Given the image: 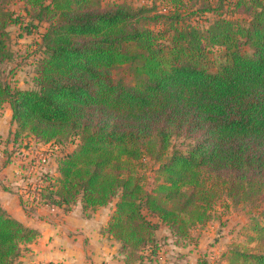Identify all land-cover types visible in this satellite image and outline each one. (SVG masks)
<instances>
[{
    "label": "trees",
    "instance_id": "trees-1",
    "mask_svg": "<svg viewBox=\"0 0 264 264\" xmlns=\"http://www.w3.org/2000/svg\"><path fill=\"white\" fill-rule=\"evenodd\" d=\"M46 1L27 0L52 21L41 37L36 87L23 90L1 79L6 30L20 20L0 0V109L10 103L16 126L9 141L15 148L26 133L36 143L75 146L59 160L58 177L44 178L42 205H113L103 233L120 243L124 264H154L160 226L186 239L212 219L221 195L235 204L264 195V0H228L233 10L247 9L244 17L220 14L224 0L191 15L185 0H166L175 10L168 14L102 0ZM207 12L218 17L208 27L191 21ZM216 47L227 62L213 72L208 54ZM176 137L193 143L165 161ZM144 157L161 163L151 190L134 173ZM251 229L264 246V217ZM38 236L0 205V264H24L22 251ZM227 259L264 264V249L236 247Z\"/></svg>",
    "mask_w": 264,
    "mask_h": 264
},
{
    "label": "rangeland",
    "instance_id": "rangeland-1",
    "mask_svg": "<svg viewBox=\"0 0 264 264\" xmlns=\"http://www.w3.org/2000/svg\"><path fill=\"white\" fill-rule=\"evenodd\" d=\"M185 1L186 6L183 10L186 15H191L193 11L198 9L207 7L215 9V7H218V0ZM249 1L251 0H247V3H250ZM113 2L125 3L133 8L150 9L153 10L152 14L157 12L168 14L170 11H175L166 0H102V5ZM227 2L228 0H224V7L219 10V13L223 16L232 17L236 14L235 17H244L245 12H248L244 8L233 10ZM45 3L48 4L49 0ZM5 9L10 14H15V17H19L20 22L9 25L6 30L8 32L7 44L10 58L1 67V79L13 88L34 89L36 87L35 79L38 65L42 58L41 37L51 24L52 19L43 14H40L42 17L40 18V8L30 6L27 0H8ZM196 17L198 16L192 15L191 21L204 24V27H208L218 18L217 14L213 12H207L206 15L204 14V18L199 17L201 20ZM244 51L249 52L247 48ZM208 60L211 71L217 72L221 65L227 62L225 49L214 48L208 54ZM4 110L12 111L10 103L4 105ZM12 126L15 131L16 126ZM3 141L0 140V145L3 149L1 152L7 154L4 157L6 163L9 165L16 161L21 165L19 171L21 182L16 194L22 202L25 212L30 214L42 207L30 197L27 192V185L24 184L25 179L31 177L32 166L38 165V155H48L49 164L44 168L46 171H51V174L56 175L59 160L70 153L75 146L71 145L69 141H64L54 143V147L45 145L38 150L34 138L23 133L15 148H13V141L11 140L12 152L11 147L6 148ZM192 143V141L185 138H174L164 160H168L174 151L185 152ZM26 144L28 148H24ZM14 155L15 157H13ZM160 164V162L150 157H144L136 162L134 166L135 175L140 178L148 190L153 189L156 185V171ZM40 166L43 165L40 164ZM35 174V177H37V173ZM255 198L251 201L235 204L225 195H221L220 200L213 208L212 219L204 226L192 227L190 235L186 239L175 238L167 226H160L156 232V239L161 251L158 260L154 264H228L227 255L233 248L240 247L250 253L263 251L264 246L257 234L252 231L251 225L256 220H262L264 217L262 216L264 213V195L256 200ZM27 252L28 248L25 247L20 258V261L24 264H30L22 260ZM120 256L123 257L124 262V256L121 254ZM121 261L120 258L119 262Z\"/></svg>",
    "mask_w": 264,
    "mask_h": 264
},
{
    "label": "crops",
    "instance_id": "crops-1",
    "mask_svg": "<svg viewBox=\"0 0 264 264\" xmlns=\"http://www.w3.org/2000/svg\"><path fill=\"white\" fill-rule=\"evenodd\" d=\"M11 119L12 111L0 109V140H4L6 148L12 146L9 140L15 132ZM37 145L41 146L42 143ZM2 150L0 145V205L12 218L39 233L36 241L26 246L28 252L23 262L124 264L119 252L120 243L103 233L113 212V205L95 210L84 209L81 203L63 209L42 206L27 214L16 194L21 182V165L16 161L8 165L4 158L7 154ZM55 174L58 177V168Z\"/></svg>",
    "mask_w": 264,
    "mask_h": 264
},
{
    "label": "built area",
    "instance_id": "built-area-1",
    "mask_svg": "<svg viewBox=\"0 0 264 264\" xmlns=\"http://www.w3.org/2000/svg\"><path fill=\"white\" fill-rule=\"evenodd\" d=\"M43 145L45 146V144H42L41 146L36 145L37 149L40 150L41 148H43ZM51 147H54V144H47ZM38 165L36 166H32V171H31V177L28 179H25L24 184L27 185V192L29 193L30 197L33 200H36V203H39V206H45L42 205V199L39 195L40 191L43 190V188H45L46 186V182H44V178H46V176H56L51 174V171H46V169L44 167H46L49 164V159H48V155H44V154H39L38 155ZM43 166H40V164ZM37 173V177L36 174ZM27 202V201H26ZM48 207V206H46Z\"/></svg>",
    "mask_w": 264,
    "mask_h": 264
}]
</instances>
